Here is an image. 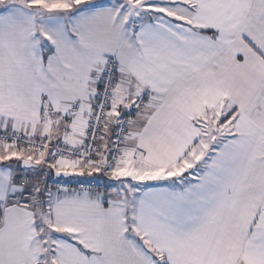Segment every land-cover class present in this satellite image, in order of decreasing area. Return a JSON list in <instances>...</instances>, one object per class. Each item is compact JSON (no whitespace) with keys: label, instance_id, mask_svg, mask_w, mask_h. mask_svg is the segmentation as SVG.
Wrapping results in <instances>:
<instances>
[{"label":"snow or ice","instance_id":"6c2138e0","mask_svg":"<svg viewBox=\"0 0 264 264\" xmlns=\"http://www.w3.org/2000/svg\"><path fill=\"white\" fill-rule=\"evenodd\" d=\"M0 264H264V0H0Z\"/></svg>","mask_w":264,"mask_h":264}]
</instances>
